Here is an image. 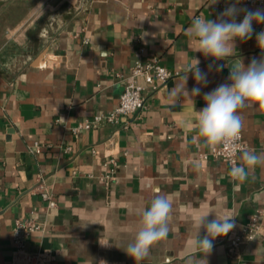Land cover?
Here are the masks:
<instances>
[{"label":"crops","instance_id":"1","mask_svg":"<svg viewBox=\"0 0 264 264\" xmlns=\"http://www.w3.org/2000/svg\"><path fill=\"white\" fill-rule=\"evenodd\" d=\"M227 6L225 0H0V264H26L13 240L19 216L47 223L27 249L49 251L48 264H136L122 248L156 190L172 200L170 230L140 264H204L203 252L189 251L188 243L199 209L247 223L264 207V165L236 181L225 160L193 143L194 110L205 106L204 93L227 82L229 69L210 71L212 58L195 53L185 31L198 14L214 20ZM236 44L245 65L264 56L255 34ZM140 48L143 58L159 53L161 64L180 74L145 92L147 109L129 128L105 123L74 133L118 105ZM194 56L208 84L197 85L189 73L187 88L201 87V94L171 105L168 94ZM239 114L247 149L264 153V110L253 105ZM110 158L118 162L117 178L106 186L100 176ZM44 189L56 206L42 198ZM102 237L111 246L102 247ZM224 237L214 240L207 264H264V243L232 250Z\"/></svg>","mask_w":264,"mask_h":264},{"label":"clouds","instance_id":"2","mask_svg":"<svg viewBox=\"0 0 264 264\" xmlns=\"http://www.w3.org/2000/svg\"><path fill=\"white\" fill-rule=\"evenodd\" d=\"M219 0H212V4ZM216 19H205L196 16L185 34L193 51L201 53L205 58L211 57L212 63L209 70L221 72L229 69L227 82L221 83L212 91L203 94L205 106L195 112L193 130L195 136L193 143L199 147L216 153L217 149L226 150L229 154H240L241 163L232 162L228 175L236 181L246 179V169H254L258 165H264V153L257 154L254 150L244 148L241 143L243 119L239 110L257 105L264 110V56L259 59L252 58L245 65L242 58L237 55L239 40L246 42L255 34L257 47L264 53V30L255 32V24H264V9H248L239 7L241 0H234ZM243 14V19L237 21V17ZM224 61L223 64L216 63ZM200 60L195 56L193 62L187 68V75L182 83H178L168 94L171 105L178 101L191 99L201 94V87L208 84V73L199 67ZM191 73L197 85L190 91L187 88L188 74ZM62 119V118H61ZM172 212V200L167 194H156L149 205L143 208L140 219L135 229L134 236L126 242L122 249L136 264H140L150 254L151 248L158 242L167 238L169 234V220ZM212 216V219H208ZM192 222L197 229L196 236L189 243V251L203 252L204 264L206 257L214 248V240L217 237L227 236L235 227V216L231 214L219 215L210 208H201L192 217ZM201 230L204 235L201 236ZM111 238H101L99 244L102 247L111 246ZM116 244V243H115ZM116 246L120 247L116 244ZM101 264H105L101 261Z\"/></svg>","mask_w":264,"mask_h":264},{"label":"built area","instance_id":"3","mask_svg":"<svg viewBox=\"0 0 264 264\" xmlns=\"http://www.w3.org/2000/svg\"><path fill=\"white\" fill-rule=\"evenodd\" d=\"M241 3L264 4V0H241ZM197 16H202V14ZM84 41L88 43L89 39L86 38ZM139 50L141 55L135 59L130 73L125 79V86L118 105L112 110L100 112L91 120L73 127L74 133L80 132L84 128L96 127L105 123L114 124L118 128H129L133 125L134 119L147 109L148 97L145 92L147 90H157L180 74L163 66L159 53H153L143 58L144 49L140 48ZM240 143L244 148H248L242 132ZM31 149L39 152L41 147L35 144ZM66 149L70 150L71 147L67 146ZM92 151L95 152V149L93 148ZM212 154L225 160L230 168L233 161L239 165V153L229 154L226 150L217 149V152ZM106 166L107 169L100 178L106 186H109L117 178L118 162L115 158H110L106 162ZM90 175L94 176V174ZM41 195L50 208L56 206V200L49 190H42ZM235 224L236 227L224 237L232 250H240L242 246L250 242L264 243V207L259 208L249 222L239 223L235 221ZM46 227L47 223L36 216H19L15 219L12 231L16 253L26 261V264H48L54 258L47 250L27 249L28 239L34 234H44Z\"/></svg>","mask_w":264,"mask_h":264}]
</instances>
